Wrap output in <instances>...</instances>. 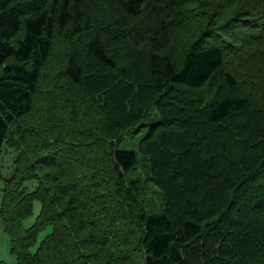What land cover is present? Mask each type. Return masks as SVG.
<instances>
[{
  "label": "trees",
  "instance_id": "trees-1",
  "mask_svg": "<svg viewBox=\"0 0 264 264\" xmlns=\"http://www.w3.org/2000/svg\"><path fill=\"white\" fill-rule=\"evenodd\" d=\"M196 17L186 47L176 33ZM56 44L80 116L27 129L55 105L39 82ZM142 131L139 155L118 147ZM6 149L0 221L17 264H264V0H0ZM139 156L159 211L130 175Z\"/></svg>",
  "mask_w": 264,
  "mask_h": 264
},
{
  "label": "rangeland",
  "instance_id": "rangeland-1",
  "mask_svg": "<svg viewBox=\"0 0 264 264\" xmlns=\"http://www.w3.org/2000/svg\"><path fill=\"white\" fill-rule=\"evenodd\" d=\"M196 0H193V2ZM196 5H191V11L192 14H196ZM200 23H202L198 17L194 18L193 24L191 27L187 28L183 32L177 33V41L178 40H183V43H186V47H190V44L198 40V37L200 34L197 35H192L194 33L195 28H199ZM203 27V24L200 26L199 30ZM227 27L230 29L231 25L230 23L227 24ZM227 28V29H228ZM202 31V30H201ZM173 51H178V49H174ZM56 54V55H55ZM125 57H121L122 61H125ZM49 69L47 72L52 70V73L50 72L49 74H46L41 78L39 82V90L40 93L42 94L43 92L45 93L46 90V95L47 99H49L51 102H55L54 106H47L46 102H40L36 107H40L44 105L45 107L42 106L43 111L39 112V110H33V112L26 118L25 122H22V124L27 127V129H51L52 127H57L62 126L65 127L67 126L64 123V119L66 120L69 119L71 124L69 126H72L73 124H76L78 121V113L80 112L82 108V104H80V96L82 95V91L78 94L77 93V88L72 86L61 74H59L61 69L63 68L64 61L62 59L61 52L59 51V44L55 45L54 48V55L52 58H50L49 62ZM89 67L91 68V64H89ZM53 71L55 72V76L53 74ZM89 71V70H88ZM57 76V77H56ZM59 87L60 90H64V92L72 93L70 94V101L73 100L74 103L72 104L71 102L69 104H65L63 102L58 101V99H62L61 93L59 89H55V87ZM61 94V95H60ZM78 94V95H77ZM38 99V97H37ZM36 101V100H35ZM37 102H35L36 105ZM78 103V104H76ZM68 106L69 110H66ZM38 109V108H36ZM102 116V115H101ZM92 121H89L95 126L99 128L100 122L96 121L94 117H92ZM88 119V117H87ZM77 120V121H76ZM89 120V119H88ZM144 134L142 131L141 133L137 135H127L124 137V139L119 143L118 147L120 149H125V150H131L136 152L139 155V150H138V144H139V139L141 135ZM33 137L32 138H27V147L33 146ZM30 140V141H29ZM29 141V142H28ZM13 158L14 155L10 153V150L6 149L3 151L1 158H0V176L1 177H8L13 169ZM132 177H140L144 181V188H147V194L150 197V203L152 206H150L151 211H159L160 206H161V200H160V193L158 189L152 185V184H147L146 181L148 180V167L145 164V160L142 156H139L138 158V163L135 169L133 170L132 174H130ZM2 183H0L1 185ZM25 186L32 190L36 186V182L31 181L25 183ZM40 203L38 201H35L33 203V210L32 214L25 219L23 222L24 228H30L33 226L35 223L37 216L40 212ZM51 231L50 227H47L43 231H41L37 237V241L35 246L32 248L34 251L39 244V242ZM0 264H17L15 258L10 254V239L8 234L6 233L4 226L2 222L0 221Z\"/></svg>",
  "mask_w": 264,
  "mask_h": 264
},
{
  "label": "bare ground",
  "instance_id": "bare-ground-1",
  "mask_svg": "<svg viewBox=\"0 0 264 264\" xmlns=\"http://www.w3.org/2000/svg\"><path fill=\"white\" fill-rule=\"evenodd\" d=\"M216 13H217V12H216ZM176 28H177V27H176ZM176 34H177V33H176ZM181 42H182V41H181ZM141 47H143V46H141ZM139 49H140V48H139ZM145 52H146V51H145ZM143 53H144V52H143ZM121 62L123 63V61H122V60H121ZM121 62H120V63H121ZM124 62H125V61H124ZM131 62H132V61H131ZM121 66H123V65H121Z\"/></svg>",
  "mask_w": 264,
  "mask_h": 264
}]
</instances>
